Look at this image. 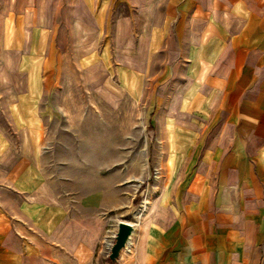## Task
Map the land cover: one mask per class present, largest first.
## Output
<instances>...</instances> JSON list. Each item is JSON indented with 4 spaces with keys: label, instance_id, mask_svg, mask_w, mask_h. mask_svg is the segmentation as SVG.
<instances>
[{
    "label": "crops",
    "instance_id": "0c3cea01",
    "mask_svg": "<svg viewBox=\"0 0 264 264\" xmlns=\"http://www.w3.org/2000/svg\"><path fill=\"white\" fill-rule=\"evenodd\" d=\"M56 13L112 40L93 64L124 48L120 85L154 115L155 175L143 169L139 222L120 220L134 231L117 264H264V0H0V85L29 134L21 56ZM35 145L0 133V264L94 262L116 232V180L54 177Z\"/></svg>",
    "mask_w": 264,
    "mask_h": 264
},
{
    "label": "rangeland",
    "instance_id": "374dc122",
    "mask_svg": "<svg viewBox=\"0 0 264 264\" xmlns=\"http://www.w3.org/2000/svg\"><path fill=\"white\" fill-rule=\"evenodd\" d=\"M118 12L123 13L124 7H118ZM53 16L56 21L52 37L38 38L37 54L31 58L21 56V102L16 118L21 126H32L31 134L17 128L5 97L8 91L1 85L0 133L10 136L21 148L31 138L41 148V162L54 177L77 179L79 176L90 180L86 185L92 184V177L98 173L101 184L115 179L122 201L120 212L111 222V229L117 231L120 220L136 224L140 220L147 187L142 183L143 169L150 164L155 175L152 161L158 151L157 136L151 125L154 115H150L151 106L147 108L133 100L120 85L116 73L126 63L124 48L110 55L109 65L97 61L93 64V54L102 51L112 40L107 36L93 38L89 23L83 25L72 14L68 15V21L67 15ZM37 25L46 26L44 21ZM2 66L0 63L1 73ZM28 71L36 74L35 80L31 77L30 86L25 75ZM29 92L37 99H26L24 95ZM12 158L13 155L8 160ZM57 184L74 188L79 183ZM114 234L106 232L95 252V261L88 264H117L119 257L114 262L109 259Z\"/></svg>",
    "mask_w": 264,
    "mask_h": 264
},
{
    "label": "water",
    "instance_id": "95a60500",
    "mask_svg": "<svg viewBox=\"0 0 264 264\" xmlns=\"http://www.w3.org/2000/svg\"><path fill=\"white\" fill-rule=\"evenodd\" d=\"M133 231V225L123 221L118 222L114 242L110 248L109 257L112 261H115L119 257L120 252L127 246Z\"/></svg>",
    "mask_w": 264,
    "mask_h": 264
},
{
    "label": "built area",
    "instance_id": "2783aa9c",
    "mask_svg": "<svg viewBox=\"0 0 264 264\" xmlns=\"http://www.w3.org/2000/svg\"><path fill=\"white\" fill-rule=\"evenodd\" d=\"M115 234H116V232H115ZM115 234H114V236H115Z\"/></svg>",
    "mask_w": 264,
    "mask_h": 264
}]
</instances>
